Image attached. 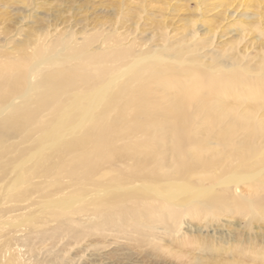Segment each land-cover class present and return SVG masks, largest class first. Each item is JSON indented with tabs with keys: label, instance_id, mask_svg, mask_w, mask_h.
Wrapping results in <instances>:
<instances>
[{
	"label": "bare ground",
	"instance_id": "6f19581e",
	"mask_svg": "<svg viewBox=\"0 0 264 264\" xmlns=\"http://www.w3.org/2000/svg\"><path fill=\"white\" fill-rule=\"evenodd\" d=\"M56 28L42 30V36L53 39L34 45V61L24 55L21 62L0 65L2 79L12 78L0 91V195L16 200L42 191L51 218L83 214L88 201L94 206L96 226L108 222L131 228L155 222L179 226L186 213L199 216L204 210L237 209L244 222V264L251 257L254 264H264V143L256 140L258 134L264 135V117L256 118L259 107H264V65L252 68L243 62L248 56L207 64L186 56L183 43L178 51L167 43L136 51L134 44L121 41L124 32L101 38L99 30L78 41L73 30ZM99 37L100 45L93 50ZM229 96L249 106L238 112L225 102ZM202 113L207 115L202 121L206 129L224 119L228 123L222 135L214 136L217 146L208 155L204 146L209 143L193 135L194 120ZM239 132L246 135L240 142L244 152L240 161L214 160L222 145L230 144ZM17 138L21 139L10 142ZM22 138L29 143L23 146ZM193 139L203 153L200 163L187 150L194 146L191 151H196ZM36 177H42L45 186L35 183ZM64 179L67 193L62 191ZM55 192L60 197L52 198ZM4 211L0 210V225L6 224L1 222ZM29 216L32 225H42ZM49 220L45 218L46 223ZM96 228L98 232L100 227ZM8 233L0 235V264H20V247L19 254L6 255L14 239L19 243Z\"/></svg>",
	"mask_w": 264,
	"mask_h": 264
},
{
	"label": "rangeland",
	"instance_id": "374dc122",
	"mask_svg": "<svg viewBox=\"0 0 264 264\" xmlns=\"http://www.w3.org/2000/svg\"><path fill=\"white\" fill-rule=\"evenodd\" d=\"M0 12V65L15 60L21 62L24 55L32 56L34 59L31 61L37 59L33 55L34 45L52 40L51 35L42 36L44 33L42 30L46 31L54 27L61 31L73 30L77 33L78 41L84 34L101 32L99 30H102L101 38L110 33L120 36L124 32L120 36H123L121 41L124 44H134L136 51L143 48H156L166 43L171 47L174 45L173 48L178 51L180 44H184L183 51L186 56L207 64L215 59L219 60L217 62L226 63L230 58L248 56L243 62L251 64L252 68L260 64L264 65V47H262L264 0H0ZM82 30V34H79ZM199 31L200 34H196ZM213 32L215 33L214 39L212 38ZM100 37L93 44V50L99 47ZM74 62V60L70 61L66 65L69 66ZM106 64L109 63L106 62ZM10 80L12 78L5 77L3 80L0 76V91L5 83L11 84ZM12 98H16V95ZM225 99V102L234 105L238 112H243L249 106L246 102L236 101L234 96ZM257 111L256 118L264 117L263 106ZM204 116L207 115L202 113L194 120L197 124L193 135L196 137L200 135L201 141H198L209 143L208 147L204 146V149L207 148L206 155H208L212 152L213 146H217L214 136L222 135V128L228 123L224 119L222 122L219 121L213 129H206L207 125L202 122ZM220 116L225 117L226 115L220 114ZM209 117L214 119L216 115H209ZM206 132L209 134H205ZM245 136L244 132H239L233 136L232 142L226 147L222 143V147L213 159L220 161L221 164H236L244 153L240 148V142L246 138ZM20 139L17 138L10 142ZM221 139H223L222 136ZM22 140L24 141L23 138ZM193 140H195L196 151H191L194 146H188L187 150L190 151L192 160L194 161L197 157L195 162L200 163L203 153L197 146L196 139ZM256 140L258 143H264V135L258 134ZM24 142L23 146L29 143ZM66 180H63L64 190L62 191H65L63 193L69 191ZM33 181L44 186L47 183L42 177H36ZM43 193L33 191L30 195L16 200L0 195V201L3 196L6 199L0 202L2 203L0 210H5L4 215L6 214L1 220L6 224L0 225V235L3 233L7 235L10 232L8 234L13 237L17 236L19 241L18 243L14 239L13 244L17 242L20 245L13 246L12 244V251L6 255L16 254V247H20L22 264L30 262L33 264L34 262L36 264H62V262L63 264L65 262V264H244V250L241 245L244 222L237 209H223L219 212L204 210L199 216L186 213L179 226L178 223L165 226L164 223L155 222L151 227L133 226L131 228V226L108 222L103 224L104 227L96 226L98 221L94 215V206L88 204V201L83 203L86 206L83 214L64 215L67 219L69 218V221L64 216H60L62 219L60 217L51 218L49 209L46 210L44 207L45 194ZM94 194L95 192L90 196ZM51 197L58 198L60 195L55 192ZM32 214L33 217H37L36 220L42 222V225L34 226L31 221L28 222V216L32 217ZM12 216H15L14 219ZM81 216L85 220H82ZM24 217H27V220ZM46 217L50 218L47 223L45 222ZM67 225L72 228L70 229ZM95 226L98 229L100 227L98 232ZM67 230L68 233H65ZM86 230L90 232L87 233ZM35 234L38 235L35 236ZM43 237H49V239L43 240ZM67 241L72 243L69 244ZM45 243L49 246L48 249ZM33 246L36 248L34 249ZM60 249L63 256L60 254ZM56 250L58 252H55ZM253 259L254 257L250 258L249 264H254Z\"/></svg>",
	"mask_w": 264,
	"mask_h": 264
}]
</instances>
